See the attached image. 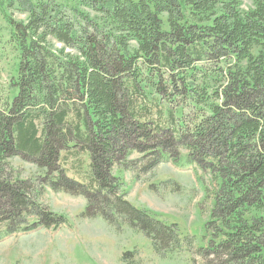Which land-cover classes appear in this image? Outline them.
Masks as SVG:
<instances>
[{"label": "trees", "instance_id": "1", "mask_svg": "<svg viewBox=\"0 0 264 264\" xmlns=\"http://www.w3.org/2000/svg\"><path fill=\"white\" fill-rule=\"evenodd\" d=\"M12 1L27 15L4 16L0 240L69 226L43 201L50 188L173 251L177 225L136 207L113 170L139 178L184 152L217 182L202 264H264V0ZM75 149L90 160L79 178L62 165ZM19 156L42 180L21 177Z\"/></svg>", "mask_w": 264, "mask_h": 264}, {"label": "rangeland", "instance_id": "2", "mask_svg": "<svg viewBox=\"0 0 264 264\" xmlns=\"http://www.w3.org/2000/svg\"><path fill=\"white\" fill-rule=\"evenodd\" d=\"M0 1L1 98L14 62V53L8 45L11 28L4 16L20 21L26 19L27 13L22 3ZM242 1L244 9L253 6L254 0ZM65 154L68 159L62 165L68 174L76 178H79L77 171L85 174L90 163L87 153L75 149ZM136 158L137 154L132 156ZM169 160L164 155L152 172L139 178L122 167H115L113 173L123 179L127 199L136 207L150 211L165 225H177L181 245L173 251H158L151 238L131 224L118 227L102 216L85 217L84 196L46 188L43 201L52 211L63 215L69 227L38 229L0 240V264H202L200 255L210 239L206 224L211 218L217 182L209 171L192 163L187 153ZM12 165L25 179L40 181L45 174L23 156L15 157ZM159 234L167 239L162 232Z\"/></svg>", "mask_w": 264, "mask_h": 264}, {"label": "bare ground", "instance_id": "3", "mask_svg": "<svg viewBox=\"0 0 264 264\" xmlns=\"http://www.w3.org/2000/svg\"><path fill=\"white\" fill-rule=\"evenodd\" d=\"M166 162V161H165ZM64 225V224H63ZM69 227V226H68ZM61 230V229H60ZM195 249V248H194Z\"/></svg>", "mask_w": 264, "mask_h": 264}]
</instances>
